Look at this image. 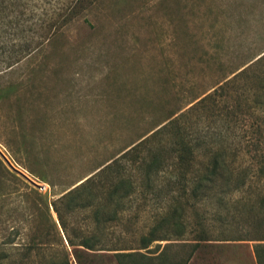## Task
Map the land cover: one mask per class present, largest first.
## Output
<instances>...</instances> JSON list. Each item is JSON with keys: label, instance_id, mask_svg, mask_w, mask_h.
I'll return each instance as SVG.
<instances>
[{"label": "rangeland", "instance_id": "374dc122", "mask_svg": "<svg viewBox=\"0 0 264 264\" xmlns=\"http://www.w3.org/2000/svg\"><path fill=\"white\" fill-rule=\"evenodd\" d=\"M262 52L264 0H87L66 24L53 27L40 48L0 71V151L41 187L9 169L19 183L0 178V257L7 255L0 264L46 261L35 251L23 259L25 247H3L7 240L46 242L48 247H37L45 259L68 247L51 201ZM250 87L241 81L114 164L111 176L127 178L130 195L115 220L96 230V249L102 250L77 249V263L67 248L69 264H116L112 253L137 248L139 236L176 205L182 225L160 226L156 235L171 240L147 249L159 244L165 262L176 264H256L253 246L264 244L258 241L264 239V174H248L237 191L221 185L205 197L190 196V174L182 176L186 165L177 178L168 174L182 144L194 149L191 172L202 167L216 141L230 147V167L244 171L250 165L255 139L262 141V129L256 128L260 114L247 108ZM155 147L162 148L163 170L147 178ZM30 189L46 201L59 242L44 236V214L35 211ZM68 219L79 232L96 229L89 213L78 211ZM177 233L180 240L172 237Z\"/></svg>", "mask_w": 264, "mask_h": 264}, {"label": "trees", "instance_id": "16d2710c", "mask_svg": "<svg viewBox=\"0 0 264 264\" xmlns=\"http://www.w3.org/2000/svg\"><path fill=\"white\" fill-rule=\"evenodd\" d=\"M85 3H87V0H0V71L12 67L40 48L44 41L49 38L51 29L54 27L56 30L66 24L73 18L74 11L82 8ZM243 80L251 86L249 88L247 108L255 111L254 113L260 114L261 126L259 125L256 128L262 129V141L255 139L256 142H253L255 146L253 155L247 156V153H245L250 165L244 171L230 167L227 163L230 147L224 146L222 141H216L212 144L202 167L197 172H191L188 167L191 166L190 162L194 157V149L188 146L185 147L182 144L174 151V162L171 166L168 165L171 168L168 174L172 178H175V176L177 178L180 172L179 167L183 166V164L186 165V169L182 171V176L187 173L190 174L189 182L191 187L189 194L192 197H205L209 192L221 185H225L229 192L237 191L239 186L244 184L245 176H248V174V178H260L264 174V52L233 73L229 79L225 80L210 93L179 112L176 117L166 120L156 130L150 131L145 138L140 139L134 145L122 151L117 158L100 166L51 201L49 206L56 216L58 226L68 247H60V251L48 253V259H45L42 249H37V247L42 245H45L43 247H48L46 242L37 244L30 239L26 242L14 244L11 240H7L2 243L3 247H25L22 252L23 259L28 258L31 252L35 251L37 256L42 260H46L43 264H69L67 248L71 250L73 259L77 263V249L80 248L87 252L102 250L96 249L100 242L96 230L115 220L120 209L119 206L123 203V200L128 198L132 187L129 180L122 175L111 176L114 164L117 165L120 160L131 153H137L142 146L151 143L157 136L163 135L172 127H177L198 109L205 108L208 104H214L217 98L224 96L231 88L239 86ZM260 145L262 147H259ZM161 149V147H155L150 151L152 154L151 160L145 167V176L147 178H149L150 174H157L163 170L159 161ZM235 156L236 154L231 155L232 158ZM144 163L143 160L142 164ZM0 178L15 184L19 183L16 176L9 172L1 161ZM29 194L33 196L31 201L35 211L44 214L46 222L44 236L54 237L59 242V237L57 239L58 233L55 231L53 221H51L46 201L32 189L29 190ZM175 201L177 203L178 199L176 198ZM176 206H170L169 209L162 213L160 223L157 226H152L147 233L139 236L140 245L137 248L112 253L115 263L176 264L174 262H165L164 251L159 249V244H156L154 249H147L153 242L171 240L169 239L171 237L167 235H156L160 226L165 225L176 230L182 225V209ZM78 211L89 213V222L93 223L96 229H85L81 232L75 229L68 218ZM172 237L176 238L174 240H180L178 238L182 236L177 233L172 235ZM258 241H264V239ZM193 244L190 246L195 247L197 243L194 242ZM262 248H264L262 243H257L253 246L256 264H262V256L264 255ZM142 249H145V252L139 251ZM6 258L7 255L5 253L0 257V259ZM53 258L54 260L58 259V261L55 262Z\"/></svg>", "mask_w": 264, "mask_h": 264}, {"label": "water", "instance_id": "95a60500", "mask_svg": "<svg viewBox=\"0 0 264 264\" xmlns=\"http://www.w3.org/2000/svg\"><path fill=\"white\" fill-rule=\"evenodd\" d=\"M0 161L5 165V167L7 169H9L11 172L15 173L16 175L22 177L24 180H26L27 182H29L31 185L35 186V187H40L39 185H37L35 182H33L30 178H28L27 176H25L23 173H21L20 171H18L16 168H14L12 166V164L9 162V160L7 159V157L0 151ZM41 188V187H40Z\"/></svg>", "mask_w": 264, "mask_h": 264}]
</instances>
